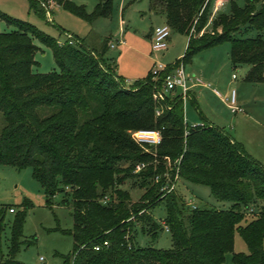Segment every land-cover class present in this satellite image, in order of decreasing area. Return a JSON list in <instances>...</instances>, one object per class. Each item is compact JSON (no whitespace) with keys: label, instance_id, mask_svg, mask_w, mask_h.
<instances>
[{"label":"trees","instance_id":"1","mask_svg":"<svg viewBox=\"0 0 264 264\" xmlns=\"http://www.w3.org/2000/svg\"><path fill=\"white\" fill-rule=\"evenodd\" d=\"M54 1L90 21L111 16L114 8L113 0H98L89 14L71 0ZM211 3L151 0L154 14L164 15L172 30L189 35L183 57L174 64L190 63L199 52L229 41L233 66L248 64L245 80L264 82V38L237 35L243 25L264 29V0H246L243 6L232 0L231 13L217 15L213 32H205ZM1 20L14 28L0 30V112L5 119L0 164L32 168L49 205L58 194L72 204L74 225L64 232L72 235L74 247L64 264H223L227 253L236 264H264V165L243 143L205 117L202 124L188 125L182 100L156 115L153 94L161 81L150 71L128 87L115 64L107 71L109 37L100 49L76 34L69 36L77 43H59L0 10ZM35 37L52 49L58 69L34 70ZM138 129L160 130L162 142L156 147L138 144L131 135ZM140 164L144 166L137 170ZM177 172L185 181L209 186L230 207H186L176 190L164 194L166 175L173 180ZM132 179L143 189L136 201L123 187ZM164 200L172 247L139 245V230L158 234L151 210ZM23 206L11 225L7 257L0 251V264H25L17 255L31 243L24 238L31 203L26 200ZM5 216L0 209V233ZM237 232L248 252H235Z\"/></svg>","mask_w":264,"mask_h":264},{"label":"rangeland","instance_id":"2","mask_svg":"<svg viewBox=\"0 0 264 264\" xmlns=\"http://www.w3.org/2000/svg\"><path fill=\"white\" fill-rule=\"evenodd\" d=\"M71 1L84 6L89 14L95 11L98 3V0ZM234 1L241 6L246 4V0ZM150 2L151 0H113L114 8L111 16L98 17L94 21L84 19L58 2L54 1V4H51L50 0H46L45 3L50 7L51 19L46 14V8L37 0L33 6L32 0H0V10L35 25L43 33L56 38L59 43L67 41L77 43L69 36L76 34L83 38L89 47L100 49L104 39L109 37L114 42V46L109 47L105 56L110 60L109 66L106 65L107 71L112 70L115 64L117 74L129 87L149 74L152 59L168 63L183 56L189 40V35L172 30L168 48L152 52V38L147 34L153 26L155 28L165 23V17L154 14L150 8ZM259 6L258 3L257 7ZM231 10L232 0H228L217 15L230 14ZM13 28L6 20L0 21L1 31H11ZM219 30L221 31V28ZM204 31L213 32V23H209ZM202 33L196 36L199 37ZM237 35L245 38L255 36L264 38V29L259 30L243 25ZM33 41L39 47L35 54L37 64L34 70L48 73L58 69L52 49L39 37H35ZM212 48L220 52L216 79L197 76L206 82L210 89L216 88L219 93L209 90L199 93L202 89L197 87L196 95L201 98V107L215 118V120L211 119L213 124L224 127L226 132L244 144L249 153L254 150L260 156L255 158L264 165V82L245 80L250 68L248 64L239 65L236 68L233 66L229 56L231 42L227 41ZM194 59L192 63L186 65L192 77L194 75L192 70L198 69ZM233 74L237 77L234 78ZM234 91L236 102L231 104ZM199 112L196 105L189 101L185 110L188 125L202 122ZM206 113H204L205 117H207ZM4 124V115L0 112V129ZM163 161L167 166H171L170 159L163 158ZM177 184L176 191L184 197L186 207H192V203L200 207L224 209L230 207L229 202L219 201L207 185L188 182L182 178ZM123 187L130 191L134 201L143 194V189L135 185L133 179L128 180ZM26 200L31 203V206L26 210L24 238L31 243L23 246L17 259L25 264H64L65 256L71 254L74 247L72 235L64 232V230H71L74 225L72 204L63 203V195L58 194L52 199V205H49L45 191L41 183L34 178L30 167L18 169L11 165L0 164V209L6 210L0 233L1 253L7 257L11 225L18 213L24 209ZM11 207L15 212H10ZM257 209L258 206H253L254 211ZM151 213L160 225L158 234L154 236L148 231L139 230L136 237L137 243L141 246L156 248L172 247V233L167 231L164 225L168 217L166 201L157 204ZM235 252H248L247 243L238 232L235 236ZM223 264H236L232 253H227Z\"/></svg>","mask_w":264,"mask_h":264},{"label":"built area","instance_id":"3","mask_svg":"<svg viewBox=\"0 0 264 264\" xmlns=\"http://www.w3.org/2000/svg\"><path fill=\"white\" fill-rule=\"evenodd\" d=\"M209 0H207L208 2ZM228 0H212L211 3V14L208 19V23H213L214 18L217 16L219 11L225 6ZM51 4H54V0H50ZM42 6L46 8V14L49 19H51V10L50 7L47 6L45 2H41ZM194 29H192V32ZM172 28L165 22L164 24L158 25L153 30L152 35V49L153 52H159L167 49L168 41L171 37ZM73 42V41H71ZM114 46V44L112 45ZM175 63V62H174ZM173 63V67L170 68L169 63H164L157 59L151 68V72L153 74V79L156 81H161L155 85V91L153 97L155 101L158 103L156 107V115H162L165 110H169L172 108V102L175 100H182L184 106V113L186 110V104L191 99L192 94L190 92V74L186 70V64L184 61H180L177 64ZM234 78L237 77L236 74H233ZM236 102V93L232 94L231 104ZM185 122H186V114H185ZM187 123V122H186ZM196 124H202L196 123ZM194 124V125H196ZM193 126V125H192ZM188 132L186 131L185 134ZM133 139L142 146H158L162 142V133L158 129H138L131 132ZM179 162V161H178ZM144 164H140L137 166V170L141 169ZM167 182L162 185L161 190L164 194L170 193L176 190L177 182L180 177L178 172L176 173L173 180L170 179V175H166ZM159 180V176L157 177V181ZM193 208L197 206L195 204H191ZM10 212H15L14 208H10ZM165 229L170 231L169 226L164 223ZM108 242L106 241L105 244ZM96 249H99L100 246H96ZM43 260V257H41Z\"/></svg>","mask_w":264,"mask_h":264},{"label":"crops","instance_id":"4","mask_svg":"<svg viewBox=\"0 0 264 264\" xmlns=\"http://www.w3.org/2000/svg\"><path fill=\"white\" fill-rule=\"evenodd\" d=\"M165 22H166V20H165ZM164 24V23H163ZM153 30H154V26H153V28L151 29V31L147 34V36H149L150 38H152V35H153ZM189 41V40H188ZM114 44V42H112V40H111V43H110V47H112V45ZM188 45V44H187ZM168 48V47H167ZM166 50V49H165ZM218 49H215V48H208V49H206V50H204V51H202V52H199L198 54H199V57H197V55L198 54H196L194 57H193V59H194V61L196 62L195 64L196 65H198V69H193L192 71H193V73H194V75H193V77H192V75L190 74V71L188 70V69H186L187 70V72L190 74V81H189V84H190V92H191V94H192V97H191V99H193V100H189L190 102H192V101H194V105H196V108H198L199 110H200V115H201V118H202V121H203V117H205V114L204 113H206L203 109H202V107H201V105H202V102H201V98L198 96L197 97V95H196V90H197V87H199V88H201L202 90H200V92L199 93H203V91L204 90H209V91H211V92H213V91H216L217 93H219V91L216 89V88H212V89H210L209 87H208V84H206V82H204L200 77H202V78H208V79H212V80H215L216 79V77H217V75H216V71H217V62L219 61V58H220V56H219V54H220V52L219 51H217ZM230 51H231V49H230ZM152 52H153V50H152ZM151 55H152V53H151ZM229 56H230V52H229ZM150 57H152V56H150ZM183 56H181V57H178V58H176V60L177 59H179V58H182ZM198 58V59H197ZM193 59H192V61L190 62V63H192L193 62ZM197 59V60H196ZM157 60V59H156ZM156 60H153L152 59V64H151V67H150V71H151V68H152V66H153V64L155 63V61ZM175 60V61H176ZM231 60V59H230ZM175 61H171V62H168L169 64L170 63H174ZM187 65V64H186ZM197 75H200V77H198ZM210 86V85H209ZM198 99V100H197ZM188 101V102H189ZM188 102H187V104H188ZM186 104V105H187ZM201 107V108H200ZM206 116L209 118V119H207V117H205L208 121H210V122H212V120L211 119H213V120H215V118L213 117V116H211L210 114H207L206 113ZM224 128V127H223ZM225 129V128H224ZM236 139V138H235ZM242 143V142H241ZM244 145V144H243ZM245 147V146H244ZM251 151V150H250ZM248 152V151H247ZM249 153V152H248ZM250 154L253 156V157H260V156H258V154H256V152H254V150L253 151H251L250 152ZM260 159H262V158H260ZM260 161V160H259ZM261 162V161H260Z\"/></svg>","mask_w":264,"mask_h":264}]
</instances>
